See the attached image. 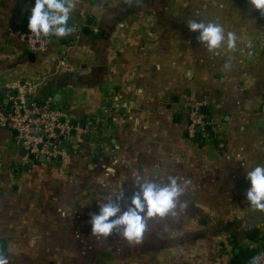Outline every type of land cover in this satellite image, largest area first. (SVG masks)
<instances>
[{"label": "crops", "instance_id": "1", "mask_svg": "<svg viewBox=\"0 0 264 264\" xmlns=\"http://www.w3.org/2000/svg\"><path fill=\"white\" fill-rule=\"evenodd\" d=\"M73 3V32L34 53L23 39L33 0H0V109L15 83L31 82L35 99L76 127L44 162L0 127V255L9 264H249L264 248V211L245 199V173L264 164V14L249 0ZM192 20L234 32L237 48L209 52ZM193 103L209 126L191 140ZM137 175L189 180L188 207L146 221L139 244L119 229L93 237L98 201L123 193L125 206Z\"/></svg>", "mask_w": 264, "mask_h": 264}, {"label": "clouds", "instance_id": "2", "mask_svg": "<svg viewBox=\"0 0 264 264\" xmlns=\"http://www.w3.org/2000/svg\"><path fill=\"white\" fill-rule=\"evenodd\" d=\"M252 7L264 14V0H249ZM75 5L73 0H33L28 9L27 29L36 39L54 36L64 38L73 32L69 25ZM191 32L198 33V41L205 45L209 52L218 49L235 50L237 36L226 32L224 28L211 21L192 20L187 25ZM229 64H225L228 68ZM248 188L245 199L249 206L257 211H264V164L251 167L246 173ZM190 181L178 176L169 175L166 182L155 181L147 176L137 175L132 194L125 206H121L123 193L97 203L98 212L89 215L87 223L93 237L107 238L116 229L128 244H139L145 234L146 221L152 218L164 219L177 217L188 207L183 200ZM63 214V213H62ZM0 264H9L6 256L0 255Z\"/></svg>", "mask_w": 264, "mask_h": 264}, {"label": "built area", "instance_id": "3", "mask_svg": "<svg viewBox=\"0 0 264 264\" xmlns=\"http://www.w3.org/2000/svg\"><path fill=\"white\" fill-rule=\"evenodd\" d=\"M56 38L54 36L36 39L28 30L23 36L29 50L34 53L44 51L48 42ZM58 72L68 69L67 65L58 62L55 66ZM37 84L25 82L23 85L14 84L16 95L8 97L9 106L0 109V127L10 130L17 140L22 142L27 158H38L48 154L49 140L57 136H69L74 128L60 108L55 107L49 100L39 102L35 99ZM201 103H193L189 107V123L187 137L193 140L198 131L203 132L206 125L209 126L204 114L201 113ZM57 131V134L55 133ZM42 132V134H40ZM38 145L41 148L38 149ZM249 264H264V249H258Z\"/></svg>", "mask_w": 264, "mask_h": 264}, {"label": "water", "instance_id": "4", "mask_svg": "<svg viewBox=\"0 0 264 264\" xmlns=\"http://www.w3.org/2000/svg\"><path fill=\"white\" fill-rule=\"evenodd\" d=\"M13 95H16V93L14 92ZM207 129H208V125H206V126L204 127V130H207ZM55 133L57 134V131H56ZM40 134H42V132H40ZM85 139H86V138H85ZM62 140H63V139L60 138V141H62ZM49 142H50V143H53L54 140L51 139V140H49ZM40 148H41V145H38V149H40ZM53 150H54V148H53L52 146L48 147V149H47L48 154H51V153L53 152ZM56 150L59 152V151L61 150V146H58ZM45 160H46V155H40V156L38 157V161H39V162H44ZM57 160H60V157H58ZM253 256H254V252H252V253L250 254V256H249V260H248L249 262H251Z\"/></svg>", "mask_w": 264, "mask_h": 264}, {"label": "trees", "instance_id": "5", "mask_svg": "<svg viewBox=\"0 0 264 264\" xmlns=\"http://www.w3.org/2000/svg\"><path fill=\"white\" fill-rule=\"evenodd\" d=\"M264 249V248H263Z\"/></svg>", "mask_w": 264, "mask_h": 264}]
</instances>
